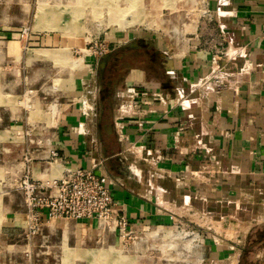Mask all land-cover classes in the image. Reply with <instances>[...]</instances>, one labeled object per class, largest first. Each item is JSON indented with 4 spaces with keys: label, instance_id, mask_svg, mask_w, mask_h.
<instances>
[{
    "label": "crops",
    "instance_id": "1",
    "mask_svg": "<svg viewBox=\"0 0 264 264\" xmlns=\"http://www.w3.org/2000/svg\"><path fill=\"white\" fill-rule=\"evenodd\" d=\"M37 1L0 0V264H89L88 250H107L110 264H121L125 254L133 261L119 232L100 231L95 219H56L26 235L17 184L27 166L40 182L65 168L107 177L114 212L131 231L203 221L204 228L219 229L218 237L233 232L239 244L216 237L212 244L207 237L205 246L226 264V253L245 264L240 258L248 235L264 227V0H209L213 22L199 19L195 38L158 53V60L145 38L121 48L114 34L110 43L118 46L106 72L117 87L105 97L117 115L110 121L94 108L96 81L101 85L105 74L98 73L97 58L72 73L35 54L71 45L61 29L35 28ZM26 22H32L33 45L42 48H26ZM220 50L227 59L216 71ZM30 94L33 110L54 104L47 110L52 127L28 122L24 99ZM52 149L60 160L50 161ZM233 222L241 230H232ZM253 237L260 240L264 232Z\"/></svg>",
    "mask_w": 264,
    "mask_h": 264
},
{
    "label": "rangeland",
    "instance_id": "2",
    "mask_svg": "<svg viewBox=\"0 0 264 264\" xmlns=\"http://www.w3.org/2000/svg\"><path fill=\"white\" fill-rule=\"evenodd\" d=\"M194 1L195 0H54V5L49 6L46 0H38L37 10L34 15L35 28L55 29L57 31L61 29V32H58L65 38L62 40L64 43L71 42V45L55 50L41 49L35 50L34 52L36 55H44L55 60L57 66L59 65L61 68H65L66 66L72 68V73H74V71L79 70L86 61L89 64V61L93 58L90 52L93 53L95 50L99 52L100 45H105V52L107 53L104 52L101 57H97L99 60L97 71L98 73L104 71L105 74H103L101 85L96 81L98 90L95 92L93 102L96 113L98 114L100 110L103 111L105 109L104 117L110 121L117 115V111L115 107H109V102L103 95L102 89L104 85L112 79L108 77V73L106 72L107 69L109 70L111 68V49L114 45L118 46L110 43L112 36L116 34L118 37L117 41L121 44H125L121 45V48L129 46L128 44L131 40L145 38L146 41L153 45V58L158 60V53L172 52L176 44L187 39L195 38L198 31L196 30L194 34L191 33L194 32L196 23L199 19L200 23L206 22L211 24L213 22V15L209 9V0H204L203 3L207 11V15L204 17L197 12V4ZM31 25L32 22H26V26H24L27 30L26 35L23 36L25 39V46L29 49L42 48L39 44L40 42L38 46H34L33 40L30 38L31 36L29 37L28 35V32L30 33L31 31ZM23 38L21 37V39ZM39 38H42V36ZM60 40L61 38H59V41ZM95 44L96 47L94 46ZM225 53L226 50H220V54H218V68L216 71L220 69L219 63L227 59ZM44 56H40V58L43 59ZM91 70L92 72L94 71L93 67ZM116 81L117 80L112 79V83L108 87V94L111 93L113 87H117ZM89 89L90 88H88V90ZM89 96L90 95H88V97ZM32 97L33 95L30 94L24 99V101H26L24 102V106L27 107L25 115L28 114L29 110L28 122L43 121L46 126L52 127V125L48 123V117L50 116L48 112L52 110L54 104L47 105L46 109L43 107V104L41 105L42 108L33 110L31 107L35 108L37 104L34 105ZM16 100L14 101L16 102ZM9 101L11 102V100ZM57 101L59 102V100ZM118 215L121 216V214ZM62 220L71 221L67 219ZM95 221L98 226L99 222L97 220ZM203 224V221H200L198 224L186 222L183 225L176 223L167 228L145 225L140 227L137 232L132 231L133 234L129 237L122 239L121 247L126 252L131 250L130 254L134 256L133 261L137 264H226L224 261L219 260L217 255L211 254L213 253L210 250L211 246H205L206 238L208 237V239L213 242L212 244H214L213 238L216 237V239H219L218 242L221 244L225 242L227 246H235L236 243L239 244L240 238H235L233 232L225 235V238L223 235L218 237L216 233L219 232V229L204 228ZM237 224L239 223H232V230H241V228L236 227ZM245 226H247V224H241V227ZM110 228H107L105 231H109ZM155 230H159L158 234L156 236L151 235L150 233ZM164 231L195 233L199 236V241H191L192 236L174 238V233L170 234V232L169 235L164 237ZM114 232H116V229H114ZM254 232V234L252 233L253 236L257 235V232H264V227L255 228ZM170 235L171 237H169ZM250 236L251 235H248L244 245L248 253H246L242 260L245 261V264H261L264 262V237L255 241V238L252 236L250 239ZM236 239L239 242H237ZM141 240L143 241L138 246L141 250L135 251L133 249V244ZM216 245L215 243L214 246L218 247ZM12 246L14 247V245ZM67 251L66 249L64 250V252ZM88 251L85 252V254L87 253L86 256L89 264H110V262L107 261V256L110 258L109 255H111V253L106 252L107 250L90 251L93 253ZM72 253L73 255L76 254L75 252H68L66 255ZM256 255L257 258L255 257ZM121 256L125 258L121 264L133 263L131 259H128L129 255L125 254ZM225 256L230 258L227 264H237L234 254L226 253Z\"/></svg>",
    "mask_w": 264,
    "mask_h": 264
},
{
    "label": "built area",
    "instance_id": "3",
    "mask_svg": "<svg viewBox=\"0 0 264 264\" xmlns=\"http://www.w3.org/2000/svg\"><path fill=\"white\" fill-rule=\"evenodd\" d=\"M220 31H224L223 26L220 27ZM26 32L24 29L21 36L26 35ZM94 46L96 47V44ZM105 51V45H100L99 52L96 50L90 52L91 57H101ZM218 61V56H215L213 65L216 69ZM189 118H193L192 115H189ZM49 159L52 162L60 160L59 152L50 150ZM25 162H31V158L26 157ZM109 185L107 177L81 168H65L60 177L40 182L32 178L30 168L27 166L17 186L27 209L26 235H35L43 223L56 219L71 221L95 219L99 223L114 225L121 238L129 237L133 234L130 224L126 218L114 212L116 202Z\"/></svg>",
    "mask_w": 264,
    "mask_h": 264
},
{
    "label": "bare ground",
    "instance_id": "4",
    "mask_svg": "<svg viewBox=\"0 0 264 264\" xmlns=\"http://www.w3.org/2000/svg\"><path fill=\"white\" fill-rule=\"evenodd\" d=\"M197 5H196V8L198 9H196L197 10V12L198 13H200L201 14V16H206L207 15V11L205 10V7L203 6V3H204V0H195L194 1ZM198 2V3H197ZM181 42H186V40L185 41H181ZM82 63H83V61H82ZM74 64V63H73ZM85 64V63H84ZM110 227H112V229H114V225H112V226H109L108 225V223H106V222H102V223H99V225H98V229L100 230V231H105L107 228H110ZM158 232L159 231H153V232H151L150 234L151 235H153V236H156L157 234H158ZM169 232H170V234H172V233H174V238H177V237H180V238H183V237H188V236H192V239H191V241H193V242H198L199 241V236L197 235V234H195V233H178V232H172V231H168V233L166 234H164V232H163V234H164V237L166 236V235H169ZM169 237H171V235L169 236ZM143 240H141V241H139L138 243L140 244V242H142ZM137 243V242H136ZM198 246V245H197ZM196 246V247H197ZM95 257V256H94ZM93 257V258H94Z\"/></svg>",
    "mask_w": 264,
    "mask_h": 264
},
{
    "label": "flooded vegetation",
    "instance_id": "5",
    "mask_svg": "<svg viewBox=\"0 0 264 264\" xmlns=\"http://www.w3.org/2000/svg\"><path fill=\"white\" fill-rule=\"evenodd\" d=\"M102 72H104V71H102ZM102 83V82H101ZM103 85H104V83H103ZM110 86V84L109 83H106V85H104V88L102 89V92H103V95L105 96V94H107V91H108V87ZM103 96V97H104Z\"/></svg>",
    "mask_w": 264,
    "mask_h": 264
},
{
    "label": "trees",
    "instance_id": "6",
    "mask_svg": "<svg viewBox=\"0 0 264 264\" xmlns=\"http://www.w3.org/2000/svg\"><path fill=\"white\" fill-rule=\"evenodd\" d=\"M103 113H104V110H103ZM246 248H244L242 254H241V260H240V263H242V259H244V256L246 255V253H248L247 250H245Z\"/></svg>",
    "mask_w": 264,
    "mask_h": 264
}]
</instances>
